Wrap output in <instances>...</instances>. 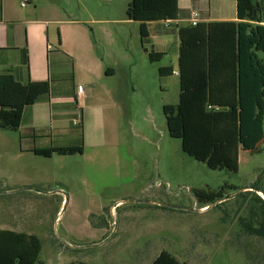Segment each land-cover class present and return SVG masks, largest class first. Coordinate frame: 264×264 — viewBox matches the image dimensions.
Wrapping results in <instances>:
<instances>
[{
    "label": "rangeland",
    "instance_id": "rangeland-1",
    "mask_svg": "<svg viewBox=\"0 0 264 264\" xmlns=\"http://www.w3.org/2000/svg\"><path fill=\"white\" fill-rule=\"evenodd\" d=\"M129 2L56 1L71 19L92 21L95 53L129 57L141 89L129 92L128 116L119 121L117 147L107 155L111 164L131 160L133 178L122 179L113 168L99 180L104 188L91 194L69 167L88 163L87 155L55 157L42 167L39 157L22 152L31 140L0 130V230L35 235L44 264H150L161 251L189 264H264V242L241 234L238 225L249 207L238 196L264 167V139L259 153L240 152L236 173L211 170L182 151L181 141L168 135L162 110L177 104L178 78L158 73L160 65L173 61L176 47L168 58L151 62L136 24L104 22L126 18ZM222 188L225 198L207 206L194 195Z\"/></svg>",
    "mask_w": 264,
    "mask_h": 264
},
{
    "label": "trees",
    "instance_id": "trees-1",
    "mask_svg": "<svg viewBox=\"0 0 264 264\" xmlns=\"http://www.w3.org/2000/svg\"><path fill=\"white\" fill-rule=\"evenodd\" d=\"M177 1L130 0L126 18L138 23L144 38L148 22L177 19ZM236 18L178 30V102L162 108L168 135L181 141L185 154L211 170L232 173L238 171L240 152L259 153L264 139V12L257 0H236ZM147 55L151 62L163 56L151 51ZM49 91V82L21 84L11 75H0V130L17 131L24 109ZM34 152L72 156L82 154L83 148ZM250 188L264 194V167ZM194 195L204 206L225 198L224 188ZM238 198L249 200L247 215L239 218V232L264 242V200L252 191ZM40 250L35 235L0 230V264H44ZM150 264L189 263L161 251Z\"/></svg>",
    "mask_w": 264,
    "mask_h": 264
},
{
    "label": "crops",
    "instance_id": "crops-1",
    "mask_svg": "<svg viewBox=\"0 0 264 264\" xmlns=\"http://www.w3.org/2000/svg\"><path fill=\"white\" fill-rule=\"evenodd\" d=\"M56 1L0 0V75H11L21 84L49 82V93L23 111L16 132L20 141L31 140L32 144L22 152L39 157V165L44 167L55 157L60 160L71 156L53 153L43 157L34 151L81 145L83 152L76 155H87L89 162L69 165L73 172L70 175L78 184L82 176L94 194L104 188L99 180L113 168L121 171L120 178H133L131 160L111 164L107 154L117 147L113 143L120 134L119 121L128 116L129 92L134 93L141 86L133 81L129 57L95 53L88 26L92 21L71 19ZM261 1L257 0L264 12ZM177 7V19L169 27L163 21L148 22L144 38L140 36L138 23L127 18L104 22L116 27L136 24L142 50L162 54V61L169 57L171 46H175L173 61L160 65L158 73L164 69L162 78H178V30L190 25V11H196L198 23L203 24L237 22V18L236 0H178ZM260 24L264 26V22ZM78 86L82 89L79 98Z\"/></svg>",
    "mask_w": 264,
    "mask_h": 264
},
{
    "label": "built area",
    "instance_id": "built-area-1",
    "mask_svg": "<svg viewBox=\"0 0 264 264\" xmlns=\"http://www.w3.org/2000/svg\"><path fill=\"white\" fill-rule=\"evenodd\" d=\"M197 20H198V14H197V12L194 11V10H191L190 11V14H189L190 25L191 26H195L198 23ZM163 22H164V24H165L166 27H169L170 21H163ZM176 74H178V73H176ZM81 92H82L81 86H78L77 87V96H76L77 98H79L81 96Z\"/></svg>",
    "mask_w": 264,
    "mask_h": 264
},
{
    "label": "water",
    "instance_id": "water-1",
    "mask_svg": "<svg viewBox=\"0 0 264 264\" xmlns=\"http://www.w3.org/2000/svg\"><path fill=\"white\" fill-rule=\"evenodd\" d=\"M246 190L256 192L262 198V200H264V194L261 191L255 190L254 188H250V187L246 188ZM207 208H205V209H207Z\"/></svg>",
    "mask_w": 264,
    "mask_h": 264
}]
</instances>
